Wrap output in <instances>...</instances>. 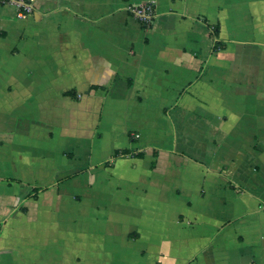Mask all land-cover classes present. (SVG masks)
<instances>
[{"label":"crops","instance_id":"crops-1","mask_svg":"<svg viewBox=\"0 0 264 264\" xmlns=\"http://www.w3.org/2000/svg\"><path fill=\"white\" fill-rule=\"evenodd\" d=\"M0 264H264V0L0 5Z\"/></svg>","mask_w":264,"mask_h":264},{"label":"built area","instance_id":"built-area-1","mask_svg":"<svg viewBox=\"0 0 264 264\" xmlns=\"http://www.w3.org/2000/svg\"><path fill=\"white\" fill-rule=\"evenodd\" d=\"M34 1L35 0H0V5L15 7L16 16L19 19H25L33 11ZM127 11L145 28H149L153 24L156 16L155 7L151 1L130 5Z\"/></svg>","mask_w":264,"mask_h":264},{"label":"trees","instance_id":"trees-1","mask_svg":"<svg viewBox=\"0 0 264 264\" xmlns=\"http://www.w3.org/2000/svg\"><path fill=\"white\" fill-rule=\"evenodd\" d=\"M68 93H70V92H68ZM68 93H67V94H68ZM71 93H72V92H71Z\"/></svg>","mask_w":264,"mask_h":264}]
</instances>
